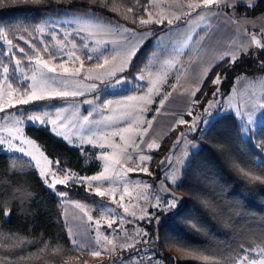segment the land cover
<instances>
[{
	"label": "rangeland",
	"instance_id": "obj_1",
	"mask_svg": "<svg viewBox=\"0 0 264 264\" xmlns=\"http://www.w3.org/2000/svg\"><path fill=\"white\" fill-rule=\"evenodd\" d=\"M234 3L236 0H217L205 6L203 0H148L146 11L138 18V23L145 25L143 28L112 22L87 12L47 16L35 37H31L35 42L27 41V49L34 54L28 57V67H21L22 58L15 60L18 76L27 82V87L14 89L7 77L2 80L0 100L5 103L0 108V146L3 151L15 152L14 147L20 150V156L31 159L43 173L44 180L57 169L55 178L46 183L54 188L52 184L60 176L61 168L56 167V162L26 132L30 126L48 128L70 146L80 149L83 163L79 170L83 173L78 170L77 175L94 186L91 192L96 193L99 188L105 193L102 197L107 200H101L97 206L102 211L96 209L102 216L91 217L86 212V219L78 223L77 228L80 235H83L81 230H85L87 237L97 245L103 242L106 253L102 257L87 258L84 264H132L133 246L144 235L138 221L151 216V208L145 202L152 198L155 186L147 178L131 176L130 172L147 173L151 159L149 152L156 150L168 131L184 121V115L190 112L192 103H187L185 109L174 106L173 102H168L169 93L164 88L184 69L198 41L207 38L205 45L208 47L215 43L216 37H223L220 13L233 9ZM248 4L252 3L242 5ZM236 20L240 21V18ZM8 40L3 34V46L11 52L15 46L9 45ZM148 42L155 49L145 74L127 76L133 59ZM19 52L30 55L25 49ZM211 57L217 62L224 56L219 50L213 51ZM38 59L57 69L55 73L44 70L51 87L58 91H78L79 94L67 97L49 94L28 104L17 103V99L32 88L33 76L39 78ZM64 68L68 69L67 73ZM77 69L79 75H73ZM118 80L126 83L117 85ZM42 103L46 105L39 112L26 113L24 110L25 106ZM178 110H185V113L178 116ZM206 110L203 118L190 120V127L181 133L164 161L171 184L178 181L191 150L197 146L191 134L198 129L200 119L206 126L223 114H233L244 137L264 123V74L239 76L227 97L210 101ZM249 115H252L251 123ZM30 116H40L42 121L30 120ZM52 121L57 122L56 127ZM203 130L201 128L200 132ZM141 157L148 159L141 160ZM145 168L147 171H143ZM93 176L110 179L94 181ZM66 177H70L69 174L64 180ZM71 180L66 179L67 182ZM96 183L106 185L101 188ZM65 215L73 238L75 220L70 218L67 210ZM124 250H128V256L123 257L124 263H119L121 258L113 259ZM262 252L264 250L247 252L244 255L248 258L247 264L253 259L259 264V260L264 259Z\"/></svg>",
	"mask_w": 264,
	"mask_h": 264
},
{
	"label": "trees",
	"instance_id": "obj_2",
	"mask_svg": "<svg viewBox=\"0 0 264 264\" xmlns=\"http://www.w3.org/2000/svg\"><path fill=\"white\" fill-rule=\"evenodd\" d=\"M147 4L148 0H0V84L7 77L14 89L27 87V82L18 76L15 60L22 58L21 67H28V57L34 54L27 49V41L35 42L31 37H35L47 16L87 12L143 28L145 25L138 23V18L146 11ZM254 4L255 7L239 6L227 12L237 17L263 14L264 0ZM3 34L12 40L13 51L4 48ZM17 47L30 55L21 54ZM154 49L148 42L137 53L126 75H139ZM262 51L249 50L220 59L195 94L184 123L171 129L159 147L149 152L148 172L136 175L156 186L164 178L165 159L181 133L190 127V120L203 118L210 101L224 100L239 76L264 74ZM217 76L220 82L214 84ZM45 105L32 104L24 110L39 112ZM200 121L198 129L191 134L197 146L191 150L180 178L174 185L167 181L176 193L186 198L185 208L179 211L181 203L176 200L174 207L153 214L150 206L151 216L138 224L147 233L144 236L152 238V246L166 264H238L247 252L264 250V123L244 137L233 114H223L206 126ZM201 128H204L202 132ZM26 132L53 161L60 162V173L72 171L78 176L83 163L80 149L45 127L30 126ZM81 183L72 180L50 188L30 159L0 151V264L86 263V251L73 246L69 238L63 200L98 206L107 199ZM156 190L158 196L162 195ZM125 256L128 250L119 252L113 259Z\"/></svg>",
	"mask_w": 264,
	"mask_h": 264
},
{
	"label": "crops",
	"instance_id": "obj_3",
	"mask_svg": "<svg viewBox=\"0 0 264 264\" xmlns=\"http://www.w3.org/2000/svg\"><path fill=\"white\" fill-rule=\"evenodd\" d=\"M254 1L255 0H241V4H244L245 2L253 3ZM220 18L222 19L221 20L222 30H224L223 37H216L217 39L215 43H213L214 45L211 44V45H208V47H206L205 45V41L207 38H204L203 40L198 41L194 47L193 52L188 57V60L184 66V69L178 75L171 78V80L166 85L167 88H164V90H166L169 93L168 102H173L174 106L176 104L178 108L184 107L185 109L186 108L185 106L187 105V103L189 104L193 102L195 94L197 93L201 85L203 84L208 73L213 68V66L216 65V63L218 62V61L213 62L214 60H212L211 56L213 55V51L219 52V50H221L222 55L224 57L225 56L236 57L240 53L247 52L249 50H253V51L264 50V13L257 15V16H252V17H245V16L239 17L240 21H238L236 20L237 16L234 18L233 13H228V12L224 13L222 11L220 13ZM253 37H255V41L253 40ZM210 51L212 54H210ZM145 67L142 69L141 73L139 74L140 76H143V74H145L146 72L144 71ZM185 96H186V100L184 99ZM4 103H5V100L3 99L0 100V108H3ZM177 112H178V116H182V114L185 113V110H182V111L178 110ZM10 122L11 120L8 123ZM0 151H3L1 146H0ZM14 151L15 152H10V153L16 154V155H22L20 150H17V148L15 147H14ZM55 162L57 164V162L59 161L55 160ZM137 173H144V172H137ZM137 173L130 172V175L132 176ZM68 174L72 180L81 181L82 182L81 185L86 187L88 190L94 189V186L82 180L80 176H76L72 171H66L64 174L60 173V176L56 179V181L64 180V177L67 176ZM169 175H170L169 173L164 171L163 179L168 181ZM41 176L42 178L44 177V175L42 174ZM176 182L174 184H176ZM66 183L68 182L65 180V183H55V184L58 185V184H66ZM95 185L103 188L105 187L106 183H96ZM156 189H157V184L155 186V190L152 193V198L148 199L145 202L146 205L148 202L152 201L153 199L156 200L158 196ZM76 205H80L81 207L78 208L76 207ZM86 206L87 208H85ZM96 209H99L100 211H102L97 206L87 205V204L76 202V201L72 202V201L63 200V217H64V221L67 226V231H68V235L71 240V243L73 244V246L83 251H86V253L88 254L87 256L88 258L90 257L94 258V256H96L92 254L93 252H99L100 257L104 256L106 253L104 250L103 242L97 245L95 242L91 241L89 237H87L88 234L86 233L85 230H81L83 235H80V232L78 231V228H77L78 223H83V220L86 219V212H88V214L91 217L96 216V215L102 216V213L101 212L99 213ZM66 210L71 215L70 218H73L75 220V226H74L75 230H73V238L71 237V234L69 233V229L71 228L69 224L67 223V219L65 215ZM138 242L139 240L135 242L133 247H135ZM124 261L125 259L121 258L119 263H124Z\"/></svg>",
	"mask_w": 264,
	"mask_h": 264
},
{
	"label": "snow or ice",
	"instance_id": "obj_4",
	"mask_svg": "<svg viewBox=\"0 0 264 264\" xmlns=\"http://www.w3.org/2000/svg\"><path fill=\"white\" fill-rule=\"evenodd\" d=\"M217 2V0H203V3L205 6H208L212 3H215ZM225 6L227 7L228 5L225 4ZM234 7H239V6H248V7H255V4L252 3V4H248V5H242L241 4V0H236V3L233 4ZM131 11V9H129ZM179 17H177L178 19ZM142 23H147V21H141ZM161 23L163 22L162 20L160 21ZM169 23H171V21H169ZM40 31H43V28H40L39 29ZM253 40L255 41V37H253ZM8 44L11 45L12 44V40L9 39L8 40ZM21 52L24 51L23 48H20L19 49ZM261 55H264V51H262L260 53ZM75 59H78V57H75ZM89 59H91V57H89ZM233 63H235V58L233 59L232 61ZM17 63L19 64V61H17ZM36 63L40 66V70H39V78H37L35 75L33 76V84H32V88L30 89L29 92H26L24 93L23 95H21L20 98L17 99V103L19 104H28L30 101H36V100H42L46 97V95H54V96H57V97H67V96H76L78 95V91H66V90H57L56 88H53L50 86V81H49V78L48 76L46 75L45 73V69L47 71V73H55L57 71L56 68H53V67H49L48 63L47 62H44L42 60H37ZM82 66V65H81ZM261 67L264 68V63L261 64ZM5 72H7V68L4 69ZM64 72L67 73L68 72V69L67 68H64ZM73 75H79V69L76 70L75 73H73ZM112 74L109 73V76H111ZM99 78V77H97ZM220 82V78L219 76H217L216 80L213 81L214 84H218ZM122 83H126V81H123V80H118L117 81V85H120ZM116 85H109V87H115ZM95 87V86H93ZM194 94V93H193ZM215 95V93L213 94ZM207 111V110H206ZM30 120H37V121H42V117L40 116H35V117H28ZM252 122V115H249V123ZM54 127L57 126V122L56 121H52ZM180 123H184L183 120L180 121ZM61 126L63 124V121L60 122ZM194 127V125H193ZM119 134V133H117ZM9 147H11V142L9 141ZM149 147H152L151 144H149ZM192 147H195V145H193ZM144 159H148L146 157H141V160H144ZM118 162V161H117ZM143 171H147V169H143ZM43 174V173H42ZM70 177H66V179H68ZM92 180H100V179H110L109 177H104V176H93L91 178ZM255 179H260L259 177H255ZM65 180H58V181H55L53 184H52V187H55V183H65ZM96 194L99 195V196H103L105 195V193L103 191H101L99 188L96 189ZM175 201H176V198H173V201L170 202L169 204L167 205H164V204H157L156 207L158 209H163V210H167L169 208H172L175 206ZM76 207H81L80 205H76ZM83 210V209H81ZM127 211V210H126ZM91 217H89V220L91 221ZM111 226V225H109ZM144 235H147V233H144ZM109 243H111V241H109ZM93 255H99L100 253L99 252H93L92 253ZM261 255H264V252L261 253ZM239 259V258H238ZM247 257H244L243 259H240V264H247ZM251 264H256V260L253 259ZM259 264H264V259H261L259 260Z\"/></svg>",
	"mask_w": 264,
	"mask_h": 264
},
{
	"label": "built area",
	"instance_id": "obj_5",
	"mask_svg": "<svg viewBox=\"0 0 264 264\" xmlns=\"http://www.w3.org/2000/svg\"><path fill=\"white\" fill-rule=\"evenodd\" d=\"M57 168H62L59 162L56 165ZM57 169L52 171V174L47 178L46 183H49L55 178V173ZM173 196L171 195H159L154 202H148L147 205L153 208V214L158 212H163V209H158L156 205L164 204L167 205L173 201ZM132 264H166L164 258L159 255L154 247L152 246V238L145 237L144 235L140 237L138 244L135 246L132 255Z\"/></svg>",
	"mask_w": 264,
	"mask_h": 264
},
{
	"label": "water",
	"instance_id": "obj_6",
	"mask_svg": "<svg viewBox=\"0 0 264 264\" xmlns=\"http://www.w3.org/2000/svg\"><path fill=\"white\" fill-rule=\"evenodd\" d=\"M157 189L159 192H161L164 195H171L174 198H176V200H178L181 203V207L179 209V211L183 210L186 206V198L178 193H176L172 187L169 186V184L167 183V181L165 179L160 180L157 183Z\"/></svg>",
	"mask_w": 264,
	"mask_h": 264
}]
</instances>
